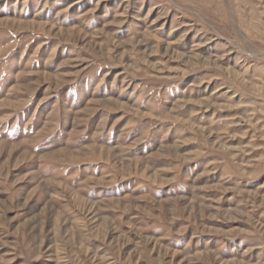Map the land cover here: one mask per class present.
<instances>
[{"label":"rangeland","instance_id":"obj_1","mask_svg":"<svg viewBox=\"0 0 264 264\" xmlns=\"http://www.w3.org/2000/svg\"><path fill=\"white\" fill-rule=\"evenodd\" d=\"M0 264H264V0H0Z\"/></svg>","mask_w":264,"mask_h":264}]
</instances>
